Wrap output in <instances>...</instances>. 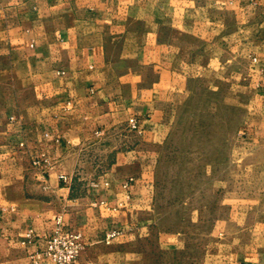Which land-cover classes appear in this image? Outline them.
Returning <instances> with one entry per match:
<instances>
[{
    "label": "crops",
    "instance_id": "obj_1",
    "mask_svg": "<svg viewBox=\"0 0 264 264\" xmlns=\"http://www.w3.org/2000/svg\"><path fill=\"white\" fill-rule=\"evenodd\" d=\"M250 70L233 147L259 164L211 178L196 211L226 238L205 255L156 218L168 108ZM58 222L83 235L74 264H264V0H0V264H50Z\"/></svg>",
    "mask_w": 264,
    "mask_h": 264
},
{
    "label": "rangeland",
    "instance_id": "obj_2",
    "mask_svg": "<svg viewBox=\"0 0 264 264\" xmlns=\"http://www.w3.org/2000/svg\"><path fill=\"white\" fill-rule=\"evenodd\" d=\"M250 59L254 62L253 56ZM255 72L243 82L220 78L215 85L193 83L186 98L173 101L168 108L165 124L169 129L157 157L155 187L160 211L156 218L167 233L181 234L189 248L204 245L205 255L216 250L217 242L213 248L212 239H219L222 248L226 238L224 229L218 238V230L210 227L211 212L196 211L202 203L205 209L211 206V178L221 193L229 187L238 189L242 182L234 177L243 172L254 174V165L259 164L258 154L233 147L253 97ZM244 161L252 166L244 168ZM258 185L253 180L251 189L257 190Z\"/></svg>",
    "mask_w": 264,
    "mask_h": 264
},
{
    "label": "built area",
    "instance_id": "obj_3",
    "mask_svg": "<svg viewBox=\"0 0 264 264\" xmlns=\"http://www.w3.org/2000/svg\"><path fill=\"white\" fill-rule=\"evenodd\" d=\"M127 121L129 128L138 129L139 124L135 116H129ZM58 224L59 222L46 239V248L41 255L48 259L50 264H74L84 247L83 235L77 230H63ZM117 234L118 231L110 232L105 242L108 243Z\"/></svg>",
    "mask_w": 264,
    "mask_h": 264
}]
</instances>
